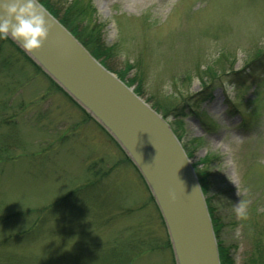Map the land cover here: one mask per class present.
<instances>
[{"label":"rangeland","instance_id":"obj_1","mask_svg":"<svg viewBox=\"0 0 264 264\" xmlns=\"http://www.w3.org/2000/svg\"><path fill=\"white\" fill-rule=\"evenodd\" d=\"M87 1L103 67L171 100L230 264H264V0ZM31 66L0 39V264H175L139 174Z\"/></svg>","mask_w":264,"mask_h":264},{"label":"water","instance_id":"obj_2","mask_svg":"<svg viewBox=\"0 0 264 264\" xmlns=\"http://www.w3.org/2000/svg\"><path fill=\"white\" fill-rule=\"evenodd\" d=\"M41 8L52 28L39 50L26 52L8 39L114 140L139 172L167 230L175 264H220L198 179L168 123Z\"/></svg>","mask_w":264,"mask_h":264},{"label":"trees","instance_id":"obj_3","mask_svg":"<svg viewBox=\"0 0 264 264\" xmlns=\"http://www.w3.org/2000/svg\"><path fill=\"white\" fill-rule=\"evenodd\" d=\"M49 14H51L55 19L58 20V22L66 29L68 30L81 44L82 46L95 58L96 60H99L102 55V47L99 45L97 36L102 32V27L100 25H95L92 28L93 20H95L94 16V10L87 0H73L71 3L67 4L66 8L63 9H57L54 5L49 3L48 0L41 1L37 0ZM9 43L8 39H2ZM13 49L20 54V56L33 68H35L39 73H42L20 50H18L13 44H10ZM112 51V50H111ZM258 52V51H257ZM264 55V52L260 53ZM256 60L258 57H255ZM31 66V67H32ZM204 76H208L211 74L210 68H207L202 72ZM42 75L60 92L61 90L43 73ZM202 79L203 77H200ZM128 87H131V83H125ZM203 87H206L203 83ZM138 95L140 92H136ZM65 96V94H63ZM67 98V96H65ZM169 99V98H168ZM166 101V102H165ZM173 104L171 100H167L165 98L159 99L156 101L155 106H153L154 110L159 113L163 118H167L169 115L172 114ZM245 123V121L243 122ZM174 134H176L174 132ZM127 163L128 160L126 159ZM196 172V171H195ZM199 184L201 186L202 193H206V188L203 183V179L200 176L198 172H196ZM207 207L208 202L206 201ZM208 212L211 217L212 226L215 224L214 219L212 217V211L208 207ZM214 227V226H213ZM214 230V229H213ZM216 232V231H214ZM217 240V239H216ZM218 245V253H219V260L220 264H230L228 254L224 249H222V246L217 241Z\"/></svg>","mask_w":264,"mask_h":264},{"label":"clouds","instance_id":"obj_4","mask_svg":"<svg viewBox=\"0 0 264 264\" xmlns=\"http://www.w3.org/2000/svg\"><path fill=\"white\" fill-rule=\"evenodd\" d=\"M51 28L37 0H0V39L10 38L32 52L43 46Z\"/></svg>","mask_w":264,"mask_h":264},{"label":"bare ground","instance_id":"obj_5","mask_svg":"<svg viewBox=\"0 0 264 264\" xmlns=\"http://www.w3.org/2000/svg\"><path fill=\"white\" fill-rule=\"evenodd\" d=\"M38 2V1H37ZM39 3V2H38ZM40 4V3H39ZM41 5V4H40ZM42 6V5H41ZM43 7V6H42ZM44 8V7H43ZM45 9V8H44ZM49 13V12H48ZM91 55V54H90ZM92 56V55H91ZM93 57V56H92ZM95 59V58H94ZM96 60V59H95ZM102 67L104 66V65H102L98 60H96ZM105 68V67H104ZM106 69V68H105ZM107 70V69H106ZM108 71V70H107ZM110 72V71H109ZM129 88H131V87H129ZM132 90V92L135 94V95H137L138 96V94H136L135 92H134V90L133 89H131ZM139 97V96H138ZM139 98H141V97H139ZM159 114V113H158ZM160 115V114H159ZM165 118H163V120H164ZM183 149V148H182ZM187 156V155H186ZM190 161V160H189ZM191 163V162H190ZM194 171V170H193ZM194 173H195V175H196V177H197V174H196V172L194 171ZM197 179H198V177H197Z\"/></svg>","mask_w":264,"mask_h":264}]
</instances>
